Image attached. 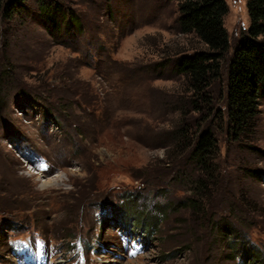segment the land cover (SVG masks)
I'll return each mask as SVG.
<instances>
[{
	"label": "rangeland",
	"instance_id": "obj_1",
	"mask_svg": "<svg viewBox=\"0 0 264 264\" xmlns=\"http://www.w3.org/2000/svg\"><path fill=\"white\" fill-rule=\"evenodd\" d=\"M225 2L229 47L200 127L173 64L201 44L177 30L176 1L60 0L48 18L25 0L0 20V264H255L231 255L220 217L264 256V92L253 148L213 115L249 24L246 0ZM182 114L189 134L209 127L217 143L204 221L185 207L199 173L188 150L176 158ZM157 205L167 210L150 235Z\"/></svg>",
	"mask_w": 264,
	"mask_h": 264
},
{
	"label": "trees",
	"instance_id": "obj_2",
	"mask_svg": "<svg viewBox=\"0 0 264 264\" xmlns=\"http://www.w3.org/2000/svg\"><path fill=\"white\" fill-rule=\"evenodd\" d=\"M24 1L0 0V20H11L14 14L24 9ZM36 1L40 12L48 18L52 16L54 10H61L60 0ZM174 1L178 7L177 30L181 34L193 35L201 44L200 48L193 49L190 53L178 55L173 64L174 72L184 78L186 91L190 92L191 98L188 103L192 104L193 111L201 114V117L195 122L196 126L200 127V122L205 119L210 111L214 110L208 89L211 82L219 77L229 47L228 33L223 26V19L228 8L225 0ZM246 8L248 27L234 47L226 67L225 111L223 114L218 109L213 115L220 120L224 119L223 122L234 140L241 141L243 145L253 148L248 145L247 138L255 123L259 97L261 92H264V0H246ZM71 15L74 16L72 13ZM30 99L32 98L30 97ZM40 105L50 115L51 108L45 107L42 103ZM182 115L183 117L175 132L176 135H179L175 144L176 158L183 160L187 154L185 152L188 150V157L196 166V173L199 174H191L193 176L190 180L189 189L192 196L188 197L187 205L184 201H179L177 206L186 205L185 207L192 208L193 220L196 222L204 221L206 216L201 200L205 195L207 183L215 176L217 143L214 133L209 127L198 129V131L192 132L193 135L192 133L189 134L190 130L187 124L189 118L184 114ZM177 171L181 177L184 174L183 178H186L187 170L185 168H178ZM251 172L252 175H256V172ZM123 201L120 203L122 204ZM121 207L122 205L119 206L120 209ZM154 210L155 215L150 219V235L156 231L159 220H161L159 217H162L167 209L157 205ZM123 211L126 212L124 209ZM228 218L220 217L212 221V228L222 236L228 235V237L236 238L229 246L230 253H233L231 255L234 256L239 253V256L244 260L247 259L255 264H264V256L255 246L250 245L247 241H245V246L238 245L240 230L237 229V224ZM133 231L136 232V230ZM68 237L72 240L75 235L71 234ZM242 238H245V235H242ZM72 242V252H74L79 244L76 239ZM88 248L89 246L86 247V249Z\"/></svg>",
	"mask_w": 264,
	"mask_h": 264
}]
</instances>
